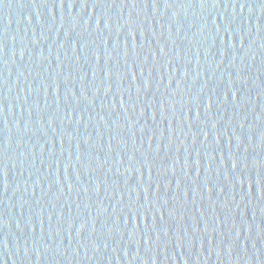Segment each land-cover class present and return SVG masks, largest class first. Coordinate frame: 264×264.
Returning <instances> with one entry per match:
<instances>
[{
  "label": "water",
  "instance_id": "1",
  "mask_svg": "<svg viewBox=\"0 0 264 264\" xmlns=\"http://www.w3.org/2000/svg\"><path fill=\"white\" fill-rule=\"evenodd\" d=\"M0 264H264V0H0Z\"/></svg>",
  "mask_w": 264,
  "mask_h": 264
}]
</instances>
